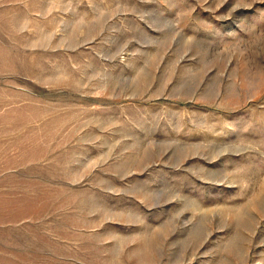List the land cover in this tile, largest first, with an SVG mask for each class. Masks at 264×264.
Listing matches in <instances>:
<instances>
[{"label": "rangeland", "instance_id": "rangeland-1", "mask_svg": "<svg viewBox=\"0 0 264 264\" xmlns=\"http://www.w3.org/2000/svg\"><path fill=\"white\" fill-rule=\"evenodd\" d=\"M0 264H264V0H0Z\"/></svg>", "mask_w": 264, "mask_h": 264}]
</instances>
